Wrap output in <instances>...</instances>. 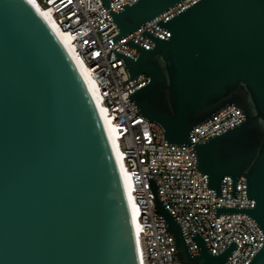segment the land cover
I'll use <instances>...</instances> for the list:
<instances>
[{
  "label": "water",
  "instance_id": "water-1",
  "mask_svg": "<svg viewBox=\"0 0 264 264\" xmlns=\"http://www.w3.org/2000/svg\"><path fill=\"white\" fill-rule=\"evenodd\" d=\"M182 0H138L108 12L119 34L140 29ZM106 10L110 0H101ZM147 31L153 50L129 41L133 60L114 50L129 81L150 82L129 95L158 124L167 145L193 146L190 132L235 105L245 121L193 146L207 189L222 196L224 177H244L264 236V0H200ZM179 263L226 264L237 247L210 254L199 232L192 256L181 227L148 179ZM0 264H141L122 175L100 112L68 50L28 0H0ZM249 264H264V244Z\"/></svg>",
  "mask_w": 264,
  "mask_h": 264
},
{
  "label": "built area",
  "instance_id": "built-area-1",
  "mask_svg": "<svg viewBox=\"0 0 264 264\" xmlns=\"http://www.w3.org/2000/svg\"><path fill=\"white\" fill-rule=\"evenodd\" d=\"M198 1L182 0L114 43L112 38L119 31L108 12L120 13L125 10L124 5L132 6L138 0H110L107 10L101 0H36L41 8L52 11L56 24L71 37L74 52L95 84L114 128L132 183L142 264H184L178 261L174 237L166 232V221L154 203L149 178L158 184V198L181 227L192 256H198L200 251L194 239L196 232L203 237L210 254L219 255L231 242L237 243L226 264H249L264 244L263 232L250 216L233 213L215 216V207H255V201L246 198V179H237L236 198H232V178L224 177L222 196L216 197L214 189H207V175L196 170L197 155L193 146L239 125L245 121V115L237 106H227L190 132L193 146L167 145L163 129L145 120L129 97L148 84L150 78L140 75L124 85L129 76L122 60H117L114 53L116 50L137 60L139 52L125 43L132 41L153 50L154 41L141 33L147 31L169 40L170 32L156 24L167 22Z\"/></svg>",
  "mask_w": 264,
  "mask_h": 264
},
{
  "label": "bare ground",
  "instance_id": "bare-ground-1",
  "mask_svg": "<svg viewBox=\"0 0 264 264\" xmlns=\"http://www.w3.org/2000/svg\"><path fill=\"white\" fill-rule=\"evenodd\" d=\"M33 6L34 8L44 17V19L48 22V24L54 29V31L56 32V34L58 35V37L60 38V40L63 42V44L65 45L66 49L68 50L69 54L71 55L72 59L74 60L75 64L77 65L91 95L92 98L96 104V107L98 108V111L100 112L102 121L104 123V126L106 128L110 143L112 145L117 163H118V167L120 169L121 175H122V180H123V184H124V188H125V192H126V196H127V200H128V204L130 207V211H131V215H132V220H133V224H134V229H135V234H136V239H137V243H138V250H139V254H140V262L142 264L143 262V250L141 248V244H140V239H139V225L137 222V211H136V206L133 200V195L131 194L132 192V183L129 177V174L127 173L124 164H123V160H122V154L121 151L119 149V142L116 140V135L114 133V128L112 126V124L110 123V120L107 117L106 111L104 109V107L101 105L100 102V98L98 96L97 93V89L95 84L91 81V79L89 78L88 72L85 68V66L83 65V63L79 60V58L77 57V55L74 52V48L71 44V37L66 34L64 31H62V29L56 24L54 17L52 15V11H46L45 9L41 8L40 5L37 4L36 0H28Z\"/></svg>",
  "mask_w": 264,
  "mask_h": 264
},
{
  "label": "rangeland",
  "instance_id": "rangeland-1",
  "mask_svg": "<svg viewBox=\"0 0 264 264\" xmlns=\"http://www.w3.org/2000/svg\"><path fill=\"white\" fill-rule=\"evenodd\" d=\"M40 3V2H39Z\"/></svg>",
  "mask_w": 264,
  "mask_h": 264
}]
</instances>
